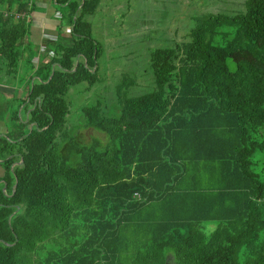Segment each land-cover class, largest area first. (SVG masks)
Here are the masks:
<instances>
[{
    "label": "trees",
    "instance_id": "16d2710c",
    "mask_svg": "<svg viewBox=\"0 0 264 264\" xmlns=\"http://www.w3.org/2000/svg\"><path fill=\"white\" fill-rule=\"evenodd\" d=\"M55 3L68 31L34 63V1L0 0V82L27 80L0 137V264H264V0L152 50L150 91L123 76L118 115L82 109L105 137L89 143L65 129V96L98 81L100 0Z\"/></svg>",
    "mask_w": 264,
    "mask_h": 264
},
{
    "label": "rangeland",
    "instance_id": "374dc122",
    "mask_svg": "<svg viewBox=\"0 0 264 264\" xmlns=\"http://www.w3.org/2000/svg\"><path fill=\"white\" fill-rule=\"evenodd\" d=\"M233 1L100 0L95 13L85 17L91 26V36L101 45L98 81L90 87L85 82L70 87L65 96L70 109L65 129L71 133L76 132L78 139L84 143L91 142L93 138L104 140L102 133L85 126L82 109L99 103L106 111L118 115L115 91L123 76L126 80L135 79L136 84L128 90L129 94L150 91L153 86L150 83V52L158 47H167L173 41H188L189 32L195 26V17L231 12L235 9ZM53 5L60 10L56 3ZM63 25L66 26L64 19L61 26ZM61 31L58 29L57 35H61ZM23 81L20 76L16 79L18 88L26 84ZM19 115H24L23 110H19ZM253 160H259L255 171L264 181V153L255 152ZM0 167L4 174L1 164ZM5 186L3 180L0 183L2 191H5Z\"/></svg>",
    "mask_w": 264,
    "mask_h": 264
},
{
    "label": "crops",
    "instance_id": "0c3cea01",
    "mask_svg": "<svg viewBox=\"0 0 264 264\" xmlns=\"http://www.w3.org/2000/svg\"><path fill=\"white\" fill-rule=\"evenodd\" d=\"M53 4H55V0H34L35 9L31 14L29 33L25 40V44L29 42L36 50V54L32 59L34 63L38 60L40 53L44 54L49 50L47 48V43L57 38V30L63 22L61 7L60 10H58ZM60 30H62L61 32L63 34L67 32V25L61 26ZM34 78L35 76L32 77V80H34ZM26 82L27 80L25 79L23 83ZM18 91L20 93H18ZM25 91L26 85L24 84L22 88H18L16 79L15 81L13 79H8L7 82H0V137L6 134V123L9 113L16 104V100H20L24 97ZM21 107L19 110H21ZM2 175L4 174L0 167V176L3 178ZM2 178L0 183H3Z\"/></svg>",
    "mask_w": 264,
    "mask_h": 264
},
{
    "label": "water",
    "instance_id": "95a60500",
    "mask_svg": "<svg viewBox=\"0 0 264 264\" xmlns=\"http://www.w3.org/2000/svg\"><path fill=\"white\" fill-rule=\"evenodd\" d=\"M25 121H27V118H26ZM32 126H33V124H30V125H29V132H28L27 134H29V133L31 132V130H32ZM16 210H18V208H16Z\"/></svg>",
    "mask_w": 264,
    "mask_h": 264
},
{
    "label": "built area",
    "instance_id": "2783aa9c",
    "mask_svg": "<svg viewBox=\"0 0 264 264\" xmlns=\"http://www.w3.org/2000/svg\"><path fill=\"white\" fill-rule=\"evenodd\" d=\"M33 0H29V3H32ZM138 196V195H137Z\"/></svg>",
    "mask_w": 264,
    "mask_h": 264
}]
</instances>
